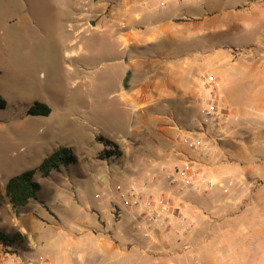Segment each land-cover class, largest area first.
I'll use <instances>...</instances> for the list:
<instances>
[{
	"label": "rangeland",
	"instance_id": "obj_1",
	"mask_svg": "<svg viewBox=\"0 0 264 264\" xmlns=\"http://www.w3.org/2000/svg\"><path fill=\"white\" fill-rule=\"evenodd\" d=\"M6 9L11 10L8 23L3 22ZM59 12L49 0H0V95L7 101L0 110V182L35 170L45 206L36 203L34 213L48 223L58 217L57 225L66 230L96 227L98 211L106 204L96 200V194L119 184L149 183L153 163L160 161L144 153L125 157L118 143L158 139L162 126H172L177 130L165 132L174 141L172 148L197 157L179 143V136L200 127L207 106L204 80L211 74L220 83L219 111L233 113L239 121L216 145L208 167L195 168L196 179L206 174L214 188L206 190L203 184L199 191L181 196L193 223L191 233L183 234L178 222L177 233L164 248L149 251V264H264V116H250L255 105L264 108L259 96L264 94V79L261 84L255 80L264 78V43L252 44L258 38L264 42L262 27L252 30L247 25L242 36L228 22L223 27L187 24L186 42L157 64L175 65L184 55L186 61L191 57L199 62L191 75L162 76L173 86L193 88L192 105L180 94L140 107L133 95L137 89H156L159 76H128L116 63L125 53L104 52L98 32L95 40L73 42L72 22L53 20ZM37 102L47 104L51 114L30 116ZM62 148L70 149L77 162L42 178L38 169ZM175 159L166 166H178ZM157 187L162 191L168 186L164 181Z\"/></svg>",
	"mask_w": 264,
	"mask_h": 264
},
{
	"label": "crops",
	"instance_id": "obj_2",
	"mask_svg": "<svg viewBox=\"0 0 264 264\" xmlns=\"http://www.w3.org/2000/svg\"><path fill=\"white\" fill-rule=\"evenodd\" d=\"M49 1L60 10L59 16L56 15L53 20L72 22L69 24V29L74 31L76 37L73 42L82 38L95 40V32H98L105 44L104 52L125 53L116 63L128 76L143 74L159 76L158 87L151 92L149 90L151 94L143 92L141 88L137 89L136 95H133V98L140 101V107H150L168 98L178 97L180 94L190 100L187 106L192 105L191 101L196 95L193 88H182L178 84L173 86L162 76L191 75L199 62L195 64L194 58L191 57L186 61L184 55L175 60V62L179 60L180 64L175 62V65L169 66L157 64L159 58L173 52L171 50H176L175 48L186 42L184 26L187 24L192 26L193 22H212L216 27H223L228 22V26L242 36L247 25H250L252 30L262 27L264 31V0H205V2L86 0L88 4H84L85 0ZM161 2L165 3L164 7H158ZM238 4L247 5L243 7ZM5 11L3 22H11L9 17L11 10ZM263 43V39L258 38L252 44ZM112 45L119 46V49H113ZM263 79V77L255 78L260 84ZM260 88L264 92V85ZM259 96L263 97L261 100L264 101V94ZM250 116L254 120L261 119L264 116V108L255 105ZM175 130L177 129L172 126H162L160 132L163 135L158 139L142 138L140 139L142 142L138 140L135 145L128 141L117 144L125 157L139 153L159 157L161 162L155 161L152 169L154 171L150 173L151 177L154 174L158 179L155 184L151 182L149 185L154 189L158 188L159 183L164 182L158 169L166 164L175 163L176 156L172 154L174 141L165 135V132ZM167 143L169 145L166 147ZM11 178L0 182V232L8 236L19 233L26 239V243L6 246L0 242V264L10 262L14 254L21 257L43 256L48 259L49 264H149L152 260V252L149 251L151 249L157 251L158 248L163 249L165 246L148 248L140 234L135 233L129 217L116 222L111 214V204L108 199L103 201L106 204H102L98 211L99 223L93 228L82 225L71 226L66 230L61 225H57L58 217L55 218V222L48 223L34 213L36 203L45 206L40 196L38 201H32L17 214L6 193V186ZM149 181H151L150 176ZM102 217L105 219L103 220ZM40 223L53 230L49 228L43 230Z\"/></svg>",
	"mask_w": 264,
	"mask_h": 264
},
{
	"label": "built area",
	"instance_id": "obj_3",
	"mask_svg": "<svg viewBox=\"0 0 264 264\" xmlns=\"http://www.w3.org/2000/svg\"><path fill=\"white\" fill-rule=\"evenodd\" d=\"M84 4H88V1L85 0ZM164 6V2L158 4V7ZM204 82L207 106L202 111L201 125L198 130L181 133L179 136V143L196 153L197 157L172 148V154L176 156L179 165H165L158 169L167 183V189L160 191L149 186L151 182L155 184L158 181L153 174L147 184H119L110 192L103 191L96 195L99 201H110L111 214L116 222L129 217L135 233L148 242L149 248L166 245L169 238L177 233L178 222L184 226L183 234L191 233L193 223L185 213L181 196L199 191L203 184L206 190L214 188V182L209 180L206 174L200 176L203 179H196L195 168L208 167L216 153V145L225 141L235 131L239 121L233 113L224 114L219 111L218 79L210 74L205 77ZM7 264H49V261L43 256L21 257L14 254Z\"/></svg>",
	"mask_w": 264,
	"mask_h": 264
},
{
	"label": "trees",
	"instance_id": "obj_4",
	"mask_svg": "<svg viewBox=\"0 0 264 264\" xmlns=\"http://www.w3.org/2000/svg\"><path fill=\"white\" fill-rule=\"evenodd\" d=\"M6 107L7 101L0 95V110H4ZM28 114L30 116H49L51 114V108L47 104L37 102L29 109ZM110 155L114 156L113 153H110ZM76 162L77 159L72 151L67 148H62L46 158L38 171L42 178L48 179L52 173L60 171L62 166H68ZM36 172L34 170L12 177L7 183L6 193L17 214L32 201L39 200L42 186L35 180ZM0 242L6 246H10L13 243L25 245L26 239L19 233L8 236L0 232Z\"/></svg>",
	"mask_w": 264,
	"mask_h": 264
}]
</instances>
